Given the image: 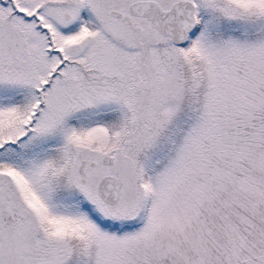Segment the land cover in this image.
<instances>
[{"label":"snow or ice","instance_id":"snow-or-ice-1","mask_svg":"<svg viewBox=\"0 0 264 264\" xmlns=\"http://www.w3.org/2000/svg\"><path fill=\"white\" fill-rule=\"evenodd\" d=\"M0 264H264V0H0Z\"/></svg>","mask_w":264,"mask_h":264}]
</instances>
